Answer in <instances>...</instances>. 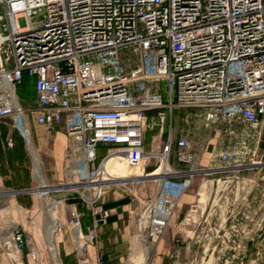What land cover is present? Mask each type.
<instances>
[{
	"label": "built area",
	"instance_id": "2783aa9c",
	"mask_svg": "<svg viewBox=\"0 0 264 264\" xmlns=\"http://www.w3.org/2000/svg\"><path fill=\"white\" fill-rule=\"evenodd\" d=\"M0 5V123L27 148L32 113L49 132L62 128L81 152L72 174L87 185L73 190L93 225L83 232L82 214L70 210L79 250L95 244L96 223L109 216L102 203L109 184L102 166L111 153H119L131 169L157 160L148 177L165 160L168 170L155 180L154 194L136 208L143 235L154 242L197 176L243 166L238 158L252 152L249 140L264 139V0H0ZM24 75L33 79V110L22 106L16 92ZM173 109L196 111L207 128L224 126L238 138V148L211 150L210 159L223 164L202 167L193 141L174 137L171 126L163 138V120ZM153 130L157 135L147 151ZM4 146L13 148L10 135ZM100 147L106 153L97 164ZM58 203L47 204L53 237L61 231L53 213ZM8 243L20 252L22 233H11ZM30 256L35 259L36 251ZM51 264L62 263L55 258ZM96 264H105L100 255Z\"/></svg>",
	"mask_w": 264,
	"mask_h": 264
},
{
	"label": "crops",
	"instance_id": "0c3cea01",
	"mask_svg": "<svg viewBox=\"0 0 264 264\" xmlns=\"http://www.w3.org/2000/svg\"><path fill=\"white\" fill-rule=\"evenodd\" d=\"M27 84H31L34 99L35 93L33 79L28 76L24 77V83L22 81L21 84L17 86V95L19 97V93H21V91L23 92L24 86ZM27 117L31 144L33 143L38 150L42 151L49 145L53 149L60 150L61 155L63 156L64 154L66 156L69 153L78 150L76 149V145L67 138L62 128L57 129L55 132H49L44 126L35 123V115L31 117L32 119H30L29 116ZM0 124L6 126H3L4 143L6 137L10 135L13 139V148L17 141H22L24 144L23 139L15 131H12L8 125L3 123ZM193 125L195 126L193 128L197 130L196 132H191L186 128H178L175 132L177 137L186 136L195 143L200 165H202L201 161L204 156L206 154L209 156L208 165L202 167L213 168L219 167L223 164L218 158L210 159L211 150L221 152L226 149L238 148V138L225 132L226 128L224 126L207 128L204 126L203 121H195L193 122ZM41 127H44L47 132L53 133L50 142L47 141V139L39 137V134H42ZM194 134L196 136H193ZM262 134L264 138V127L262 129ZM248 145L252 152L239 156L238 159L240 161L247 160L254 162L256 157H264V139L259 143H256L255 139L252 138L249 140ZM25 147L24 144V148ZM13 148L6 150L12 151ZM29 149L34 152L31 153L33 158L35 159L36 157L37 159L36 152L31 145ZM66 150L67 152L65 153ZM258 161H261V159H258ZM36 163L39 166L38 159ZM179 167L183 168L184 166ZM228 172L230 174L217 179L218 182L216 181V187L220 186L218 185L220 182H230V179L237 178L239 170H231ZM217 173L218 172H214L203 176H211ZM244 178V185H249L250 189L253 187L258 189V187L264 186V182H262V180H264V175H259L257 173L248 174ZM204 185L205 183L197 186V192L195 195H193L194 190L191 189V191L189 190L185 193L180 199L179 210L187 205H190V208L194 206L196 214L199 212L196 218L197 224L202 223L204 225L211 224L214 226H223L231 223V220L228 218L217 220L208 219L207 216H203L205 206L202 205L201 198L205 191ZM12 187L10 172H0V223L5 226V230L7 225H21L20 231L22 233L23 248L20 252H15L12 246H10L9 249H4L0 246V264H51L55 258H57L62 264H96V259L99 255L103 258L105 264H169L168 253L169 248L171 247L169 243L170 236L162 238L157 243H151V241L143 235L144 230L139 226L136 220L137 207H135L133 198L126 197L117 192L104 194L102 203L104 209L109 211V216L105 220H99L96 223L97 240L95 244L85 247L84 253L77 248L75 237L69 225L68 216L71 209H76L82 214L81 229L83 232H86L87 229L93 225L92 218L78 196H65L63 200H58L59 202H64V205H62L64 210L60 209L59 212L61 214L59 217L61 231L53 237L56 252V254H54L51 247H49V229L51 225L48 229V216L44 210L47 208L49 198L46 199L41 192L30 195L26 189L15 190L12 189ZM72 187L76 188L75 186ZM209 187L210 186L207 188ZM200 196L202 197L200 198ZM194 197H197L196 202L195 204L193 202L191 204L192 198ZM249 208H251V206ZM41 209L42 212L40 211ZM12 210L19 213V219L17 218V220H14ZM42 213L45 215V218ZM189 213L190 212H188V214ZM188 221L189 218L188 215H186L184 222L187 224ZM243 223V240L247 241L246 255L249 256V258L261 256L262 254L258 255V251H254L255 246L253 247V242H257L258 240L264 241V215L254 216L249 210ZM36 226L41 227L40 234H38V228ZM213 230V232L202 231L196 235L185 234L184 240H194L201 243L199 246H201L203 251L209 252V254L206 253V256H213L214 258V254L219 251L217 250V242L230 241L231 235L226 231L220 234L218 230ZM11 233L12 232H9L7 234ZM6 238H8V236ZM204 242H207V244ZM34 249L37 251L35 259L30 256V252ZM188 249V244L180 247L182 257L188 256Z\"/></svg>",
	"mask_w": 264,
	"mask_h": 264
},
{
	"label": "rangeland",
	"instance_id": "374dc122",
	"mask_svg": "<svg viewBox=\"0 0 264 264\" xmlns=\"http://www.w3.org/2000/svg\"><path fill=\"white\" fill-rule=\"evenodd\" d=\"M0 13H4L2 5H0ZM19 97L24 108L29 110L36 109L31 84H27L24 86L23 92L21 91ZM28 116L30 119H32L31 117H33L34 114L29 113ZM152 117L153 114H150L148 117L150 121L153 120ZM195 121H202V118L197 114L196 111L187 109H173L171 114L166 115L163 120V138L167 134L166 131L169 130L170 126L173 129L174 137H177L175 130L178 128H186L191 132H196L197 130L193 128L195 127L193 125V122ZM3 126L4 125L0 124V172H10L13 185L12 189H26L28 190L30 195L42 192V190L36 191V189H39V185H41V183L35 175V167L33 157L31 155V153L34 152L29 150V147H25L24 157L20 161L17 159L14 161L9 160V150H6L4 148ZM41 128L42 134H39V137L47 139V141L50 142V140H52L51 135H53V133L47 132L44 127ZM155 135H157V130L149 131L147 133V141L145 144V149L147 151L152 150L150 140L151 137H154ZM193 136L196 135L194 134ZM31 146L36 152L37 159L40 165V173L42 174L43 179L45 180L46 184L53 187L51 190L47 191L48 196L46 197V199L50 197L55 198L58 201L63 200L65 196H78L77 193L71 189L73 187H67V185H69L71 182H77L81 184L83 182L82 179H80L78 176L75 177L74 174H72V171L78 168L77 163L79 158L82 156L81 152L77 150L73 152L72 157H69L68 155L65 156V154L64 156L61 155L60 150L53 149L49 145L46 146L42 151L38 150V148H36L33 143L31 144ZM66 152L67 150L65 151V153ZM105 153L106 149L104 147H100L98 149L97 164L105 155ZM208 157L209 156L207 154L204 156L203 160L201 161V166L208 165ZM258 159H261L260 164H256ZM252 162L253 161L245 160L242 162L243 166L241 167L225 170L219 169L217 170V174L211 176L199 175L195 178L193 187L191 188V190H194L193 195H195V193L197 192V186L199 184L205 183V193L202 194V198L200 197L203 202H201L202 205L205 206L203 216H207L208 219L217 220L228 218L229 220H231V223L223 226H214L211 224L204 225L202 223L197 224L196 218L199 212L196 214V209L194 208V206L190 208V205L184 206L181 210H179V202V205L174 210L168 227L166 228L160 239L154 242L151 241V243H157L162 238L170 236L169 243L171 247L169 248L168 253L169 264H264V241L258 240L257 242H253V247L255 246L254 251H258V255H262L249 258V256L246 255L247 241L243 240V222L245 217L248 215L249 210L254 216L264 215V186L258 187V189H255L254 187L250 189L249 185H244V177H246L248 174L257 173L259 175H264V157H256V159L254 160L255 164H251ZM171 163L176 165V163H174L173 156H171ZM157 165V160H144L140 165V168H142L143 175L146 176V174L151 173L157 167ZM235 169L239 170L237 178L230 179V182H220L218 183V185L220 186L216 187V181L218 178L225 177L226 175L230 174L228 171H233ZM136 171V169H131L128 167V173L130 175H133ZM113 178L116 177L113 176ZM132 180L130 179L119 184H113L116 182H108L109 184H107V186L105 187V194H112L113 192H117L126 197L133 198L135 207H138V205L142 201L146 200L154 194L156 190V182L151 176L143 177L138 181L136 179ZM262 182H264V180H262ZM63 186H65V188H61ZM208 186L210 187L207 188ZM75 187H77L76 189H81L83 186L75 185ZM196 198H192L191 204L192 202L195 204ZM48 202H50V199H48ZM62 205H64V202L60 201L57 207L53 210L54 215L58 218L61 215L59 213L60 209L64 210ZM250 206L251 208H249ZM44 210L48 216L47 208H45ZM40 211L42 212V209ZM188 212L190 213L188 214ZM186 215H188L189 218L187 224L186 222H184ZM12 216L14 220H17V218L19 217V213L15 210H12ZM43 217L45 218L44 214ZM4 227L5 226L0 223V246L1 248L9 249L10 244L8 243V238H6L7 236H9V234L7 233H15V231L21 232V225H7L6 230ZM36 227L38 228V234H40L41 227ZM213 229L218 230L220 234L226 231L231 235L230 241L217 242V250L219 251L214 254V258L213 256H206V253L209 254V252L203 251L201 246H199L201 243L194 240H184L185 234L196 235L197 233H200L202 231L213 232ZM204 243L207 244V242ZM186 244H188L189 246V254L187 257H182L180 253V247L182 245L185 246ZM34 251H36V249H34Z\"/></svg>",
	"mask_w": 264,
	"mask_h": 264
},
{
	"label": "bare ground",
	"instance_id": "6f19581e",
	"mask_svg": "<svg viewBox=\"0 0 264 264\" xmlns=\"http://www.w3.org/2000/svg\"><path fill=\"white\" fill-rule=\"evenodd\" d=\"M31 143L29 144V148H30ZM32 147V146H31ZM33 148V147H32ZM31 150V149H29ZM34 150V148H33ZM35 151V150H34ZM32 155V154H31ZM33 157V156H32ZM37 159L35 157V159L33 158V162H34V167H35V175L37 176V178L39 179L41 185H39V189H36V191H41L42 190V195L45 196L44 194L47 193L48 190H51L53 187H51L50 185L46 184L45 180L42 177V174L40 173V165L38 166L36 163ZM39 164V162H38ZM251 164H255L254 162H252ZM137 171L133 174L130 175L128 173V167L125 164L124 159L122 158V156L117 153V152H113L109 155V157L103 162V166H102V170L104 172V175L107 177L105 178V180H109L106 181L107 183H113V184H119L122 183L124 181H128V180H132V179H136L137 181L139 179H142L144 177L143 173H142V168H140V166L138 168H135ZM168 167L165 164V160H162L161 166L154 171L151 174V177L154 180H157L158 177L164 172L167 171ZM160 174V175H159ZM113 176H115L116 178H113ZM113 178V179H111ZM133 181V180H132ZM105 182V183H106ZM76 185H86V184H81V183H77V182H71L69 185H67V187L69 186H75ZM61 188H65V186L61 187ZM77 188V187H76ZM76 188H72V189H76ZM205 193V191H204ZM201 197V196H200ZM205 199V198H204ZM203 199V200H204ZM202 201V200H201ZM203 203V202H202ZM10 235V234H9ZM9 238V236H8ZM49 247H51L52 251L54 254H56L55 252V247H54V243H53V233H52V229H50V233H49ZM81 252L84 253L85 247L81 246L80 248Z\"/></svg>",
	"mask_w": 264,
	"mask_h": 264
},
{
	"label": "trees",
	"instance_id": "16d2710c",
	"mask_svg": "<svg viewBox=\"0 0 264 264\" xmlns=\"http://www.w3.org/2000/svg\"><path fill=\"white\" fill-rule=\"evenodd\" d=\"M25 76L26 75L23 76V80H22L23 83H24V77ZM23 157H24V144L22 141H17L13 150L9 151L8 158L11 161H14L16 159L20 161Z\"/></svg>",
	"mask_w": 264,
	"mask_h": 264
}]
</instances>
